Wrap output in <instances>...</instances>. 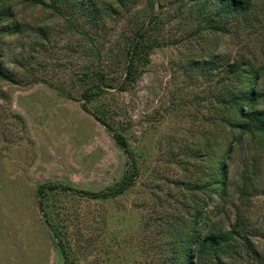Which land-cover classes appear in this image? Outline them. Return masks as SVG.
<instances>
[{"label": "rangeland", "instance_id": "obj_1", "mask_svg": "<svg viewBox=\"0 0 264 264\" xmlns=\"http://www.w3.org/2000/svg\"><path fill=\"white\" fill-rule=\"evenodd\" d=\"M9 2L13 16L5 21L10 33L0 35V59L22 83L0 81V264H65L40 207L39 184L99 192L129 168L126 152L92 114L101 104L140 170L118 196L53 197L59 215L52 221L65 226L69 264H154L171 235L164 223L190 222L194 194L204 205V234L239 223L260 253L254 264H264V134L215 138L203 149L197 132L214 128L219 116L210 104L216 73L204 76L191 62L244 57L261 70L264 92V0L228 20H214L217 6L197 0L114 3L101 11L99 26L80 12ZM155 15L154 46L136 81L85 109L82 93L94 72L105 66L110 76L122 75L128 38ZM227 148V188L212 197L211 187L209 194L201 187ZM242 253L239 264H247V249Z\"/></svg>", "mask_w": 264, "mask_h": 264}, {"label": "trees", "instance_id": "obj_2", "mask_svg": "<svg viewBox=\"0 0 264 264\" xmlns=\"http://www.w3.org/2000/svg\"><path fill=\"white\" fill-rule=\"evenodd\" d=\"M21 1L34 6L48 7L53 10L62 11V13L63 11L65 13L80 12L83 13V17L91 21L93 26H99V20L103 18L101 14L102 10H111L114 3L120 6H128L134 0H109V2H104V7L96 0ZM199 2L203 7L207 4L215 5L214 7L217 6L214 20L217 17L228 20L231 17L244 15L250 10L252 5V0H197V3ZM12 16L13 9L9 0H0V35L10 33L11 24H5V21ZM209 23L213 25V20ZM149 24L154 25V27L149 28ZM157 25H159V21L155 15L147 22H144L132 37L128 38L124 49V59L122 61V75L118 77L110 76L105 66L94 72L89 85L82 93V99L85 101L82 105L85 109H89L86 102L100 100L109 89L114 88L119 91H124L129 84L136 81V77L139 75L141 68L146 64L148 53L154 46L151 42V33L157 28ZM16 26L18 27L17 23ZM207 58L199 56L193 59L194 61H191L192 66L196 65L204 76H212L216 73L211 79L216 82L210 92V104L211 109H215V112L219 116L216 119V126L214 128L211 130L204 128L197 132L205 140L203 149L211 147L209 143H214L215 138H217V143H223L225 141L227 143L231 136L238 137L247 133L252 135L261 133L263 135L264 106H261V102L264 99V92L259 88L261 70L253 68L254 66L247 62L244 57H239L232 62L227 61L224 63L218 62V57L215 60L211 58L212 62L208 63L209 60ZM0 81L19 85L22 83L14 72L4 67L1 59ZM213 103L215 104V108L213 107ZM110 113V109L102 104L98 105L95 110H92V114L106 126L107 130L112 134L113 139L126 152L129 158V168L125 171L122 178L109 189L99 192L76 189L51 182L39 184L37 187L40 207L46 224L49 226L64 255L65 264H69L70 262L64 236L65 226L61 225L58 221H52L54 215H59L53 197L60 192L70 191L72 195H79L89 199H107L124 194L135 184L139 175V164L129 141L124 133L116 130L112 126L108 120ZM228 155L229 148L220 153L217 157L216 170L213 168L209 176L208 184L204 182L201 187L206 192L211 187L210 196L212 197L216 193H220L222 198L223 192L227 188ZM193 197V212H188V214H192L190 222L184 223L181 220L170 222L168 220L164 223L171 235L164 244L162 255L154 264H239L238 260L242 258V252H246V249L249 253L247 255V264H254L260 261V253L249 242L247 235L243 234L239 223L235 224L230 231L219 230L204 234L203 228H201V220L205 213L204 205L200 206V198L198 199L195 194ZM238 250L241 253L237 252Z\"/></svg>", "mask_w": 264, "mask_h": 264}]
</instances>
